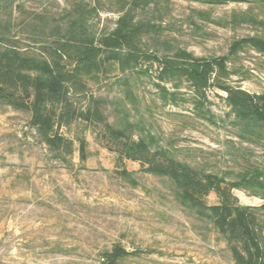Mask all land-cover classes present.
Returning <instances> with one entry per match:
<instances>
[{
    "label": "rangeland",
    "instance_id": "1",
    "mask_svg": "<svg viewBox=\"0 0 264 264\" xmlns=\"http://www.w3.org/2000/svg\"><path fill=\"white\" fill-rule=\"evenodd\" d=\"M219 86L264 94V0H0V264H243L240 231L126 156L140 140L240 184L264 264V119Z\"/></svg>",
    "mask_w": 264,
    "mask_h": 264
},
{
    "label": "trees",
    "instance_id": "2",
    "mask_svg": "<svg viewBox=\"0 0 264 264\" xmlns=\"http://www.w3.org/2000/svg\"><path fill=\"white\" fill-rule=\"evenodd\" d=\"M115 40L125 39V36L119 32L113 34L111 37ZM190 73L194 80H200L202 83H207V73L209 72L208 66H195ZM39 83L41 81L49 84L48 90L54 93L53 86L60 85V81L52 72L49 73L48 78L37 77L35 79ZM220 89L225 91L228 95L227 103L232 108L236 119H242L246 116L247 121L256 122L264 119V94L251 95L242 90L232 89L226 86H219ZM248 124V123H247ZM126 156L129 159L141 160L155 165L162 170V176L175 182L176 195L184 200L183 206L189 209L205 210L211 213L210 217L213 224L221 229L223 232H241V243L243 255H237L238 261L243 264H254V259L260 257V243L256 234L254 226L255 218L254 213L257 211L255 208L242 207L238 205H231L228 203V197L231 196V190L239 187L237 183H225L215 181L214 179L202 180L195 175V168L189 164H182L173 158H168L166 155L169 151H162L164 155L161 160L157 161L156 155L152 156L151 151L145 145L144 140L138 142L133 141L126 145ZM155 171L156 169H151ZM260 186H264V181L259 182L258 179H253ZM210 191H216L222 199L220 206L209 207L205 203V197ZM256 194V193H255ZM264 209V206L262 207ZM125 254L122 249L116 251V254Z\"/></svg>",
    "mask_w": 264,
    "mask_h": 264
}]
</instances>
